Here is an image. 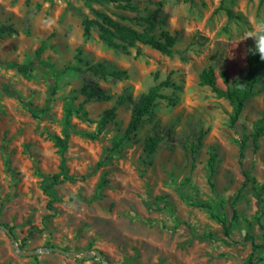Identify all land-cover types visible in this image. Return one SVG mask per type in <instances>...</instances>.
Segmentation results:
<instances>
[{"label":"rangeland","instance_id":"obj_1","mask_svg":"<svg viewBox=\"0 0 264 264\" xmlns=\"http://www.w3.org/2000/svg\"><path fill=\"white\" fill-rule=\"evenodd\" d=\"M131 2L134 10L109 0H0V222L13 228L24 250L60 246L74 254L23 255L0 229V264H105L94 256L84 259L95 250L109 264H247L252 239L246 235L263 242L264 208L252 182L243 184L244 170L264 183V137L256 150L249 139L242 163L239 141L264 120V68L257 94L234 126L228 100L201 85L199 76L213 66L225 88L224 72L230 78L246 73L253 40L238 41L264 17V3ZM94 10L138 30L139 21L121 16L150 17L157 36L168 31L176 37L174 54L141 43L127 51L109 47L96 26L84 35L83 20L96 19ZM227 10L235 17L229 19ZM14 63L29 71L20 72ZM92 64L127 75L101 77L88 69ZM167 77L174 85L161 87L165 97L126 135L141 95ZM95 90L101 95L90 96ZM113 106L116 118L90 138ZM80 107L86 115L76 113ZM68 108L73 109L69 125ZM67 128V166L78 179L52 188L57 197L52 210L43 185L60 171L61 155L50 134L63 136ZM150 136L160 138L151 155L144 150ZM115 142L121 149L100 166ZM202 203L226 216L231 237ZM255 259L264 264V248Z\"/></svg>","mask_w":264,"mask_h":264},{"label":"trees","instance_id":"obj_2","mask_svg":"<svg viewBox=\"0 0 264 264\" xmlns=\"http://www.w3.org/2000/svg\"><path fill=\"white\" fill-rule=\"evenodd\" d=\"M97 2H101L103 0H95ZM111 3H114L115 6L119 9L123 10H134L135 6L132 4L131 0H109ZM264 3V0H260V5ZM97 18L96 19H84V35L89 36L91 34L92 28L96 26L98 28V35L99 38L109 47L113 48H121L123 50H128L129 47L135 46L138 43L150 46L161 53L172 56L175 52L174 46L176 43V37L168 31H163L160 33L159 36L155 33V25L153 20L150 17H142V16H135V17H128V16H121L122 19H129V20H137L143 26L142 30H138L134 28L132 25L125 24L120 22L110 16L109 14L94 10ZM229 19L234 18V14L227 10ZM142 21V22H141ZM43 51V45L37 49V53L40 54ZM140 51H137L139 54ZM13 67H16L20 72L26 73L29 71V67L26 65H21L18 63H14ZM264 68V60H261L259 55H252L248 70L245 74L241 76H234L230 78L229 75L224 72L222 74V79L224 84L226 85L225 88L221 87L217 82V76L215 74V70L213 66H209L204 68L200 73V84L207 85L211 87L212 91L215 93L216 97L224 98L228 100L230 105L232 106V113L230 114V122L231 125L238 121L241 113L246 107L247 101L257 94L256 86L259 82V71ZM88 69L93 71L94 74L106 77V76H113L119 79L124 78L127 75V72L124 70L121 71H109L105 66L102 64H92L88 66ZM173 82L170 77H167L165 80L161 81L159 84L151 87L146 93H143L136 103V105L132 109L131 119L129 121L128 127L126 128L125 134L130 135V133L137 130L138 126L140 125L141 120L145 115L149 113L151 108L156 104L157 99L164 98L165 95L160 92L161 87H171L173 86ZM93 95H101L99 91H93L90 96ZM116 106L105 111V114L102 116L101 120L98 122L97 129L95 132L88 134L90 138H96L100 135L108 121H112L116 118ZM73 112L72 108H68L66 110L65 121L66 124H70V117ZM82 112L83 115H86L85 110L83 107H80L76 110V113ZM89 121H94L88 119ZM50 137L54 141V145L58 148L60 155H61V163H60V171L53 175V180L51 183L44 184L43 188L45 192L48 193L51 197L49 200V209L54 210L53 203L57 200V197L54 195L52 188L64 180H76L78 176L70 174L68 166H67V155L66 151L69 146V138H70V128H67L63 134V136L57 134H50ZM264 137V120H259L256 122L254 126L253 132L248 136H244L242 140L239 141L240 144V156L239 162L242 163L245 152L248 147L249 139H252L253 148L254 150L258 149V144L260 138ZM160 142V138L157 136H150L145 143L144 150L147 154H153ZM121 142H115L114 146L109 150L108 154L105 158L99 163V165L108 164L112 157L114 156V152H119L121 149L120 146ZM196 150V148H194ZM217 159V154L213 152L209 159V166L213 168L215 166ZM9 164V161H7ZM244 175L246 177L243 187L251 181L253 189L255 191V195L257 198L258 203L262 206V210L264 208V183L260 184L255 177L251 176L249 170H244ZM242 189V188H241ZM240 189V191H241ZM238 201V196L233 200L232 206L235 207ZM203 207H206L210 210L211 216L218 220L223 227L224 233L227 237H231L232 226L230 223L227 222L226 216H221L213 211V208L210 203H202L200 204ZM262 227L264 225L260 224ZM12 230L13 228L10 227ZM209 237H212L210 234ZM252 239V252L247 264H257L259 261L255 259V252L260 249L264 248V240L261 243H258L254 240L253 236L248 233L245 239ZM28 238H23V244L26 243ZM88 256H85L84 259H87Z\"/></svg>","mask_w":264,"mask_h":264},{"label":"water","instance_id":"obj_3","mask_svg":"<svg viewBox=\"0 0 264 264\" xmlns=\"http://www.w3.org/2000/svg\"><path fill=\"white\" fill-rule=\"evenodd\" d=\"M0 229L4 230L7 233V235L14 242L16 248L23 255H35V254H37L39 252H56V253L64 254V255H67V256H73L74 255L70 250H68L66 248H63V247H60V246H43V247H41L38 250H30V249L29 250H24L18 244V239H17L15 233L13 232V230L9 226H7L6 224L0 222ZM87 256L88 257L89 256L98 257L105 264H109L107 259H106V257L104 256V254L100 250H95L94 252L88 254Z\"/></svg>","mask_w":264,"mask_h":264},{"label":"clouds","instance_id":"obj_4","mask_svg":"<svg viewBox=\"0 0 264 264\" xmlns=\"http://www.w3.org/2000/svg\"><path fill=\"white\" fill-rule=\"evenodd\" d=\"M246 39L253 40V45L247 49V53L258 54L260 59L264 60V17L254 22L252 30L245 32L238 43Z\"/></svg>","mask_w":264,"mask_h":264}]
</instances>
